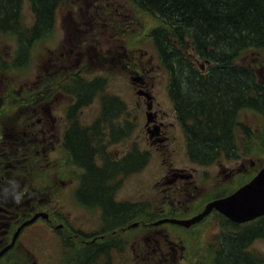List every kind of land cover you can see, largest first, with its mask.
Here are the masks:
<instances>
[{
    "label": "rangeland",
    "instance_id": "obj_1",
    "mask_svg": "<svg viewBox=\"0 0 264 264\" xmlns=\"http://www.w3.org/2000/svg\"><path fill=\"white\" fill-rule=\"evenodd\" d=\"M63 2L65 5L60 4L56 10L51 33L43 34L31 42L25 63H13L18 49L15 36L0 32V126L3 123L12 124V128H16L14 125L16 108L10 106L7 100H14L12 98L16 97V93H22L21 97H28L27 92L30 89L34 90L35 87L37 95L40 96L38 104L36 108L26 104L28 107L23 108L25 109L23 111L47 109L50 113V119L47 120L50 134L57 132L58 138L61 129L67 123L66 110L72 101L80 100L78 105L83 101L71 115L79 122L97 119L101 108L102 113H108L104 111V105L116 102L114 108L108 107L113 109L111 113L116 116L113 124L114 135L112 136L105 128L101 136V141L108 144L107 152L98 150L95 156L92 155V160L96 166L107 160L117 162L125 153L139 156V158L134 156L132 165L135 166L139 161L136 166L140 164L141 166L126 172L121 168H116L114 172L108 171L103 178L104 185L110 190L111 200L144 203L143 206L138 205L136 209L146 207L144 209L149 211H154L160 205L162 195L173 192L176 197L178 195L176 189L168 192V184L165 181L171 177L169 168L182 166L190 170L196 167L198 170L205 169L206 173L207 168L209 169V181L198 185L197 188L194 187L198 200L194 203V199L191 206L193 209H199L204 205L206 198L223 194V189L224 194L233 191L249 180L253 172L264 164V112L250 108L239 110L236 116L235 136L239 149L230 151L231 157L224 155L223 161L222 156H219L220 163L213 161L214 164H209V167L189 160L184 132L179 122L175 120L172 98L168 92V72L148 36L149 29L158 24L157 19L127 0H63ZM20 11L22 23L31 26L34 15L28 0L22 1ZM142 53L144 65L148 68L145 72L138 70L135 65L136 58ZM237 61L241 65L250 66L255 72L256 80L264 83V50L246 49L241 52ZM76 69H79L77 72L81 76L78 80L72 79L74 76L72 73L75 72L73 70ZM140 77H143L142 82ZM92 78H95V81H90ZM180 78L182 83L184 76L180 75ZM187 82L196 91V83L192 79ZM78 83L90 86L94 84L96 88L90 95L80 99L75 94L79 87ZM6 91L8 93H5ZM139 91L148 95L138 93ZM184 92L190 97L189 93ZM141 94L148 101L152 99V108L159 109L164 122L171 125L172 134L167 145L159 150L163 151L161 153L157 151L156 145L148 143L142 131L145 115L151 106L144 105L145 101ZM192 102L198 103V97H194ZM105 115L109 118V113ZM105 115L103 121H106ZM42 119H45V116ZM43 122L45 123V120ZM244 128L249 131L250 139H246L248 135L243 133ZM53 148L50 160L58 161V165L64 164L65 167L55 168L54 171L49 169L51 173L45 172L46 161L36 156V163L27 164L24 179L13 181L11 178L8 179L7 173L0 174L1 203L9 204L12 195L14 199L19 192H24L28 188L32 189L31 198L40 200L43 204L48 203L42 206L43 208L35 209L45 212L48 218L39 216L34 220L36 221L34 224L25 225L13 249L15 255L12 257L10 254L5 259H9L6 264H73L81 249L78 244L80 238L91 237L95 232L101 231L100 207L95 204L82 205L75 196L76 189L80 186L81 174L85 172L84 167L70 162V154L69 160L67 159L60 139L55 142ZM232 156L238 158L234 159ZM40 163H43L42 169H38ZM56 164L54 163V167ZM220 167H224L223 173L217 171ZM194 177V181L197 182L196 171ZM22 183H27L28 187H22L19 191ZM112 184L114 187L111 189ZM49 194L51 202L47 201L50 198ZM181 196L187 197L186 194ZM28 199L30 198L23 197L22 204L26 205L24 201ZM178 200L182 205L186 204V198L184 202L181 197H178ZM200 202L202 203L199 205ZM174 203L180 204L175 201ZM134 215L135 213L126 217L132 219L122 223L138 220ZM151 217L153 216H145V220L148 221ZM45 219H49L47 224L43 223ZM222 220L215 213L213 218L208 220L206 218L205 224L198 229L200 239L195 243L189 241L191 248L194 250L199 248V252H205L206 242L211 238L218 239L213 235L214 232L224 231L225 242L226 236H234L243 229L235 228L228 222L224 223L223 228L220 226ZM159 221H155L153 229L141 230L138 233L141 232L148 241L154 242L161 239L159 231L172 233V230L178 233L176 225L170 224L165 227L164 224H160L161 222L156 223ZM82 231L91 234L81 236ZM133 237L128 240L132 247L138 241ZM185 239L187 241V238ZM245 248L255 256L260 251L264 254V234L255 237ZM113 253L116 258L112 264H141L133 257V260L124 259L122 253L125 252H120L118 248L113 249ZM94 256L95 254L91 258ZM101 257L102 259L93 258L92 264H108L109 260L105 256ZM5 260H0V264Z\"/></svg>",
    "mask_w": 264,
    "mask_h": 264
},
{
    "label": "trees",
    "instance_id": "obj_2",
    "mask_svg": "<svg viewBox=\"0 0 264 264\" xmlns=\"http://www.w3.org/2000/svg\"><path fill=\"white\" fill-rule=\"evenodd\" d=\"M22 1L0 0V32L14 35L18 46L14 64L27 61L31 42L51 33L56 10L60 4L65 5L63 0H28L34 18L31 26H26L21 18ZM127 1L158 21L149 29L148 36L168 72V92L175 106L176 119L184 129L189 159L207 163L221 153L231 157L229 152L239 149L235 136L239 110L250 108L264 112V83L256 80L250 66L237 61L246 49L264 50V0ZM180 75L184 76L182 83ZM79 77L76 74L72 79L78 80ZM190 79L196 83V91L188 84ZM78 86L75 94L87 96L94 84L78 83ZM194 97H198V103L192 102ZM31 99L28 96L7 101L20 110L28 107L26 104ZM115 106L116 102L104 105V111L113 110L108 107ZM105 114L108 113L101 117ZM243 133L248 135L246 139H250L248 130L244 128ZM91 134L87 129L84 132L78 130L75 125L64 146L74 162L85 169L80 179V191L78 188L75 192L77 201L82 205H98L104 229L112 230L123 225L122 222L129 219L126 217L131 216L137 205L110 199V190L104 185L103 178L108 171L124 170L125 163L104 161L103 166H95L91 157L95 149ZM236 153L239 155L238 151ZM113 187L112 184L110 188ZM251 230L258 232L255 236L263 235L264 220L237 234V241L246 240L252 235L247 236ZM236 250L239 249L233 245L226 249L230 253ZM94 254L92 248L80 250L73 264H92L94 257L91 256Z\"/></svg>",
    "mask_w": 264,
    "mask_h": 264
},
{
    "label": "flooded vegetation",
    "instance_id": "obj_3",
    "mask_svg": "<svg viewBox=\"0 0 264 264\" xmlns=\"http://www.w3.org/2000/svg\"><path fill=\"white\" fill-rule=\"evenodd\" d=\"M144 62L145 61L143 60V53H142L138 58H136L135 65L138 67V70H144L145 72L148 70V68L146 67V65H144ZM73 71L75 72H73L72 74L76 75L78 74V72L76 71H79V69ZM141 79H143V77H140V81ZM90 81H95V78H92ZM92 88L95 89L96 87L95 88L92 87ZM5 93L8 92L6 91ZM27 93L29 94L28 96L32 98L29 101V104L33 105L36 108V105L38 104L36 87L34 90L30 89L29 92ZM21 94L22 93H16V97L12 98L14 99L12 101L20 99ZM141 95L143 101H145L144 105L146 107L151 106L149 111L147 110V113L145 115L146 118L144 121V127H142V131L145 137L147 138L148 143H151L152 145L153 144L156 145L158 147V148L156 147L157 151L162 150V148H164L167 145V141L170 138V135L172 134L171 125L166 124L164 122L165 120L163 119V116L160 115L159 109L152 108V99L151 101H148L143 96V94ZM78 96L80 97V99L86 97V95H84L83 93ZM78 102H80V100L78 101V99L76 101H72L71 104L67 107L66 110L67 123L64 126V128L61 129L59 138L57 136V132L50 134L49 131L50 127L47 124V120L50 119V113L48 112L47 109L41 111L33 109L29 112L23 111L25 109H20V110L16 109V114L14 115V125L16 126V128H12L11 126L12 124L5 125L3 123V125L0 126V174L3 172L7 173V175L9 176L8 179L11 178V180L13 181L17 179H24L27 164L36 163V156H40L41 158L44 159V161H46V166L44 167L45 172L48 171V173H51L49 169L51 170L53 169L54 171L55 168L65 167L64 164L58 165V161L52 162L49 156L50 154L52 155L55 142L58 141V139H60L61 145L66 152L67 159L69 160L70 157H68V154L70 153L67 151L64 144L70 132L73 131V127L75 125H77V128L80 131L84 132L87 129L92 132L90 139H91V143L94 144L95 146V149L91 154L92 158L93 156H95V153L98 152V150H100L101 152H107L108 144L104 141H101V136L105 132V128L108 129L109 133H112V136L114 135L115 128H113V124L115 122L116 116L114 115V113H111V110H109L108 111L109 121L107 122L105 121L104 123H102L101 120L103 119L101 117L102 116L101 115L102 108H101L100 116L97 119L91 120L90 122L76 121V118H72L71 115L73 114L75 109H78V107L83 104V101L79 105ZM137 104H139V102ZM173 107L175 113L174 117L175 120H177L175 106L173 105ZM44 116L45 119H42ZM44 120L45 123L43 122ZM180 126L182 127L181 124ZM4 131H6L9 134H6V132ZM185 140H186V136H185ZM99 144L100 146H98ZM161 152L159 151V153ZM186 152H187V140H186ZM97 156L98 155H96V157ZM134 156L139 158V156L137 155L134 154L130 155L128 153L122 154L119 157L117 162L120 161L125 163V169L123 171L125 172L131 171L132 168H137L141 166V164L139 166H136L139 163V161L135 166L132 165ZM219 156H222V160L224 161V153H221ZM219 156L211 160L210 162L199 163V164H205L207 167H209V164L210 165L214 164V162L220 163L221 159L219 158ZM236 158L238 157H234V159ZM99 160H101V158ZM70 162L72 163L74 162L72 156ZM107 162L112 163L111 161L108 160ZM43 163L39 164L38 169L43 168ZM54 163H57L55 167H54ZM23 166L24 168H22ZM259 168H257V170L253 172L252 176H254L257 173ZM36 170L37 169L35 167V172H37ZM195 171L197 176V182L194 181ZM217 171L223 173L224 167L222 168L220 167L219 169H217ZM169 173L171 177L165 181L168 184L167 187L168 192L175 191L176 189L178 194L177 197L174 192L172 194L167 193L166 195H162V200L160 202V205L156 207L154 211L151 210L153 212L144 209L146 207H143L141 209H136L139 206H143L144 203L139 204L134 202H128L130 204L133 203V205H137V207H135V210H137L138 213L137 211L136 212L134 211L133 213H135L134 217L137 216L138 220L133 222L130 220L126 224L118 226L112 230H105L102 221L100 227L101 231L99 230L95 232L97 234L94 233L92 234L91 237L82 236L83 234H88V235L91 234L82 231V233H80L82 237L80 238V241L78 243L79 246L81 247L80 250L85 251V248H92L95 252L94 258L98 257L102 259L101 256H105L107 260H109L108 264H112L113 261H115L116 256L113 253V249L115 248L116 250L118 248L120 252H125L122 253L124 259H130V260L135 259L140 261L141 264H264V254L261 251L258 252L255 256L254 254L250 253V251L247 248H245L246 246H249L251 244V242L254 240L255 237L257 238V236H255L258 233L256 230L248 231L247 236H249V234L252 235L249 236L246 240L243 239L242 242L240 243L237 241V237H235L237 236V234L240 235L244 233V231L247 230V228H251L256 225H259L261 221L264 220V215L254 218L253 220L250 221L234 222L226 218L218 210L212 209L207 215L203 216L198 221L191 223L189 226H184L170 221L161 222L160 224H164L165 227L166 225H170V224L176 225L179 231H177L178 233L172 231L171 229L170 230L172 233L159 231L158 232L160 234L159 239L160 238L161 239L155 242L153 240L148 241L141 234V232L138 233V231L141 230L148 231L149 229H153L154 226L156 225L155 221L157 220L190 219L195 215H197L198 213H200L208 202L217 198H222L234 191L233 190L230 191L229 193L224 194V189H223V194L214 195L211 198H206L204 200L205 203L203 206H201V208L198 207L199 209H193V207L191 206L192 201L195 199L194 200L195 203L198 200L197 193L194 191V187L197 188L201 184H206L209 181L208 178L210 176L209 169L207 168V173H206L205 169L198 170L196 167H193L192 169L188 170L185 167L179 166V167L169 168ZM83 174L84 172H82L81 176ZM205 176H207V178ZM22 187H28L27 183H22V185L18 188V190L20 191ZM31 192H32L31 188H28L24 192H19L18 194L19 202H17L16 199L17 196L13 199L14 197L13 195L11 196V201L9 204L1 203L0 200V260H5L6 258H8L10 254H12V257L15 255L13 249L16 246V241L18 240L21 231L26 226H30L36 222L34 221L22 228L20 227L25 220L31 217V215H33L36 212H40L35 209L38 207L37 206L38 201L39 202L42 201L31 198L30 197ZM182 194H186L187 197L181 196ZM49 195L50 198L47 199V201L51 202L52 201L51 194ZM23 197L30 198L24 201L26 205L22 204ZM178 197L179 198L181 197L183 199L182 202H184L186 198V202H185L186 204L183 203L184 205H182V203H180V201L178 200ZM174 201L180 204L176 205ZM204 201L202 200V202ZM202 202H200L199 205ZM47 204L48 203H44V206ZM142 209L144 210L142 211ZM127 210H131V208H127ZM51 212L53 213V211ZM133 213H131V215ZM213 213H215L216 216L219 215L223 219L220 223V226H222L223 228H224V223L228 222L229 225L235 226V228L236 227L243 228L242 231L236 233L234 236H226L225 242H224V231L214 232L213 235L217 236L218 239L214 240V238L213 239L211 238L208 242H206L205 244L206 246H204L205 252H199L200 251L199 248L194 250L193 247L191 248L189 241L195 243V241L197 242V240L200 239V233L198 232V229L200 228L201 225L205 224L204 221L206 220V218L207 220L213 218ZM145 216L147 217L153 216V217H151L150 219H148V221H146ZM129 219L132 218L130 217ZM47 221H49V219H45L43 223L47 224L46 223ZM171 234L175 236H172ZM132 236H134L133 237L134 240L136 239L138 240L135 242L133 247L129 244L128 241L130 238H132ZM185 238H187V241H185L186 240ZM230 245L235 246L239 250H236V252H232V253L226 251V249L229 248ZM33 260L34 259H32V261ZM7 261H9V259L5 260L3 264H6Z\"/></svg>",
    "mask_w": 264,
    "mask_h": 264
},
{
    "label": "water",
    "instance_id": "obj_4",
    "mask_svg": "<svg viewBox=\"0 0 264 264\" xmlns=\"http://www.w3.org/2000/svg\"><path fill=\"white\" fill-rule=\"evenodd\" d=\"M138 93H141V91ZM145 94L148 95L147 93ZM212 209L218 210L234 222H244L264 215V165L250 181L232 193L208 202L204 209L194 217L190 219H163L156 223L170 221L189 226L191 223L207 215ZM39 216L47 218L45 212H37L31 218L24 221L20 227L34 221Z\"/></svg>",
    "mask_w": 264,
    "mask_h": 264
},
{
    "label": "clouds",
    "instance_id": "obj_5",
    "mask_svg": "<svg viewBox=\"0 0 264 264\" xmlns=\"http://www.w3.org/2000/svg\"><path fill=\"white\" fill-rule=\"evenodd\" d=\"M16 199H17V202H19V196H17V198H16Z\"/></svg>",
    "mask_w": 264,
    "mask_h": 264
}]
</instances>
